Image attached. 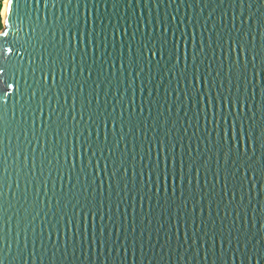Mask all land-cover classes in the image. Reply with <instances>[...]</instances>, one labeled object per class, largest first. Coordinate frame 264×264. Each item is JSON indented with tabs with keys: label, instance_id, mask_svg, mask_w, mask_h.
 I'll list each match as a JSON object with an SVG mask.
<instances>
[{
	"label": "water",
	"instance_id": "water-1",
	"mask_svg": "<svg viewBox=\"0 0 264 264\" xmlns=\"http://www.w3.org/2000/svg\"><path fill=\"white\" fill-rule=\"evenodd\" d=\"M0 17V264H264V0Z\"/></svg>",
	"mask_w": 264,
	"mask_h": 264
},
{
	"label": "snow or ice",
	"instance_id": "snow-or-ice-1",
	"mask_svg": "<svg viewBox=\"0 0 264 264\" xmlns=\"http://www.w3.org/2000/svg\"><path fill=\"white\" fill-rule=\"evenodd\" d=\"M9 35H10L9 33H6L3 38H0V49H2L5 44H9L10 43V41L8 39ZM241 135H243V133Z\"/></svg>",
	"mask_w": 264,
	"mask_h": 264
},
{
	"label": "bare ground",
	"instance_id": "bare-ground-1",
	"mask_svg": "<svg viewBox=\"0 0 264 264\" xmlns=\"http://www.w3.org/2000/svg\"><path fill=\"white\" fill-rule=\"evenodd\" d=\"M4 4H5V1L3 2L2 12H3V10H4Z\"/></svg>",
	"mask_w": 264,
	"mask_h": 264
},
{
	"label": "trees",
	"instance_id": "trees-1",
	"mask_svg": "<svg viewBox=\"0 0 264 264\" xmlns=\"http://www.w3.org/2000/svg\"><path fill=\"white\" fill-rule=\"evenodd\" d=\"M0 9H1V5H0ZM0 29H1V17H0Z\"/></svg>",
	"mask_w": 264,
	"mask_h": 264
},
{
	"label": "built area",
	"instance_id": "built-area-1",
	"mask_svg": "<svg viewBox=\"0 0 264 264\" xmlns=\"http://www.w3.org/2000/svg\"><path fill=\"white\" fill-rule=\"evenodd\" d=\"M0 5H3V0H0Z\"/></svg>",
	"mask_w": 264,
	"mask_h": 264
},
{
	"label": "rangeland",
	"instance_id": "rangeland-1",
	"mask_svg": "<svg viewBox=\"0 0 264 264\" xmlns=\"http://www.w3.org/2000/svg\"><path fill=\"white\" fill-rule=\"evenodd\" d=\"M5 0H3V2H4ZM1 9H2V5H1ZM1 9H0V12H1Z\"/></svg>",
	"mask_w": 264,
	"mask_h": 264
}]
</instances>
